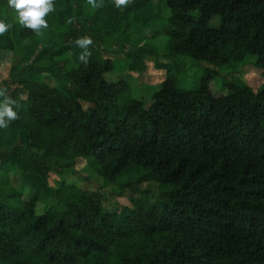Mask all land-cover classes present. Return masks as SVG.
Instances as JSON below:
<instances>
[{
  "label": "trees",
  "instance_id": "1",
  "mask_svg": "<svg viewBox=\"0 0 264 264\" xmlns=\"http://www.w3.org/2000/svg\"><path fill=\"white\" fill-rule=\"evenodd\" d=\"M163 2L165 23L134 43L162 34L170 55L215 68L187 90L168 74L145 106L126 97V79L107 78L117 62L97 48L110 43L99 32L65 27L53 11L37 34L12 23L0 0L10 25L0 37V88L20 104L19 118L0 128V146L11 147L0 152V264H264V86L210 89L216 67L249 54L264 65V0ZM82 36L93 40L87 66L74 43ZM25 38L39 43L32 57L20 48ZM83 159L107 183L157 190L129 192L112 208L66 179L50 186L51 170ZM27 187L34 192L24 199ZM45 192L54 203L38 212Z\"/></svg>",
  "mask_w": 264,
  "mask_h": 264
},
{
  "label": "rangeland",
  "instance_id": "2",
  "mask_svg": "<svg viewBox=\"0 0 264 264\" xmlns=\"http://www.w3.org/2000/svg\"><path fill=\"white\" fill-rule=\"evenodd\" d=\"M55 13L58 18L64 20L65 27L83 29L85 31H96L103 35V42H110L97 46L100 52L114 58L117 62L116 69L107 74L109 80L126 79L129 89L126 93L128 98L142 99L147 106L152 100V94L159 89L160 84L168 74H172L176 80V86L180 89L195 88L208 71L215 67L206 60H198L188 56L170 55L167 38L164 35L145 37L137 45L134 43L137 37H144L152 31L161 27L170 13L163 0H151L146 5L139 7L138 0L124 8H116L113 0H102V6L95 9L87 4V0H54ZM98 3L101 0H97ZM11 22H17V14L12 11ZM72 19V23L67 21ZM1 37V35H0ZM125 43V49L119 44ZM37 42L25 38L20 43V48L28 57H32L37 47ZM139 49V51L137 50ZM125 52L128 56L125 59ZM133 55V56H132ZM4 70L7 71L9 60H6ZM9 61V62H8ZM217 68V75L212 79L210 89L213 94L227 93V84H241L250 87L254 91L264 86V65L257 62L255 54L247 55L243 60L232 61ZM52 85L59 84L52 73H42L38 76ZM9 151L11 147L3 148L0 152ZM75 183L81 188L96 190L105 196V202L109 207H122L128 202V193L139 196L149 191L157 190V185L148 183L135 186H121L120 184L107 183L103 177L95 171L87 159H83L76 167L64 168L61 171L51 170L48 181L51 187H58L63 180ZM13 185H16L14 182ZM131 183L130 185H132ZM121 187L124 188L123 193ZM5 191L7 188L4 187ZM146 191V192H145ZM34 190L27 187L22 197L28 199ZM54 203L52 197L43 193L37 211L41 212Z\"/></svg>",
  "mask_w": 264,
  "mask_h": 264
},
{
  "label": "clouds",
  "instance_id": "3",
  "mask_svg": "<svg viewBox=\"0 0 264 264\" xmlns=\"http://www.w3.org/2000/svg\"><path fill=\"white\" fill-rule=\"evenodd\" d=\"M132 0H113L114 6L118 9L127 7ZM8 7L17 14L18 23L24 28L31 30L37 34H41L43 29L48 28L46 17L55 10L54 0H7ZM87 4L93 9L102 6L97 0H87ZM72 23V19L67 21ZM4 20H0V35H4L9 30ZM75 45L82 49L79 54V61L85 66L89 63L91 52L90 46L93 40L89 36H82L74 41ZM7 88H0V128H7L9 122L19 118L16 108L20 107L17 100H14L7 94Z\"/></svg>",
  "mask_w": 264,
  "mask_h": 264
}]
</instances>
